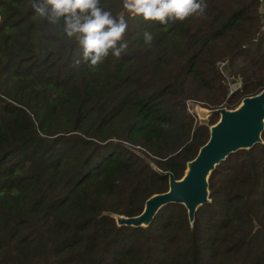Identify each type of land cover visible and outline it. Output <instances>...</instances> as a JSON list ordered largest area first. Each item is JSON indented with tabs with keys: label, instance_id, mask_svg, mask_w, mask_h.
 I'll return each mask as SVG.
<instances>
[{
	"label": "trees",
	"instance_id": "1",
	"mask_svg": "<svg viewBox=\"0 0 264 264\" xmlns=\"http://www.w3.org/2000/svg\"><path fill=\"white\" fill-rule=\"evenodd\" d=\"M205 2L183 22L129 18L128 49L93 69L32 0H0V264H264V130L212 172L192 226L179 204L146 228L106 214L167 190L147 160L182 176L209 137L189 102L233 108L264 88V0Z\"/></svg>",
	"mask_w": 264,
	"mask_h": 264
},
{
	"label": "water",
	"instance_id": "2",
	"mask_svg": "<svg viewBox=\"0 0 264 264\" xmlns=\"http://www.w3.org/2000/svg\"><path fill=\"white\" fill-rule=\"evenodd\" d=\"M199 120L208 125L209 137L199 147L193 159L186 162L180 178L170 171L159 169L147 160L160 175L168 177L166 191L153 193L144 201L140 213L133 216L106 213L114 219L117 227L146 228L158 212L169 204L184 207L189 225L192 226L196 212L211 202L209 177L227 157L241 150H249L255 144L263 143L264 130V88L256 94L246 96L233 108L209 109L193 104ZM218 115V120L208 124V117Z\"/></svg>",
	"mask_w": 264,
	"mask_h": 264
},
{
	"label": "clouds",
	"instance_id": "3",
	"mask_svg": "<svg viewBox=\"0 0 264 264\" xmlns=\"http://www.w3.org/2000/svg\"><path fill=\"white\" fill-rule=\"evenodd\" d=\"M31 7L48 24L62 26L69 42L81 47V59L95 69L109 55L119 59L128 49L129 18L161 25L183 22L203 15L207 4L205 0H122L124 13L119 15L101 7L100 0H32ZM143 38L151 46L153 34L145 31Z\"/></svg>",
	"mask_w": 264,
	"mask_h": 264
},
{
	"label": "rangeland",
	"instance_id": "4",
	"mask_svg": "<svg viewBox=\"0 0 264 264\" xmlns=\"http://www.w3.org/2000/svg\"><path fill=\"white\" fill-rule=\"evenodd\" d=\"M262 22H263L262 29H264V14H263V17H262ZM231 76H232V77L228 80V81L230 82L229 93H232V91L234 90V88H235L238 84H240V78H236V77H234L233 75H231ZM193 104H198V103H195V102H189V104H188V108H189L190 112H192V113L194 112ZM198 105H199V104H198ZM193 114H195V113H193ZM195 115H196V114H195ZM212 116H215V120H216V121L218 120V115H212ZM196 118H197L198 121H200L199 118H198L197 116H196ZM206 119H209V117L206 118ZM234 161H235V159L231 161V164H233ZM150 162H152V161H150ZM152 163H153V162H152Z\"/></svg>",
	"mask_w": 264,
	"mask_h": 264
}]
</instances>
